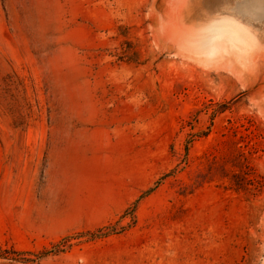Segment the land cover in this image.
Returning <instances> with one entry per match:
<instances>
[{
  "label": "rangeland",
  "instance_id": "374dc122",
  "mask_svg": "<svg viewBox=\"0 0 264 264\" xmlns=\"http://www.w3.org/2000/svg\"><path fill=\"white\" fill-rule=\"evenodd\" d=\"M183 13L0 0V264H264V60Z\"/></svg>",
  "mask_w": 264,
  "mask_h": 264
},
{
  "label": "water",
  "instance_id": "95a60500",
  "mask_svg": "<svg viewBox=\"0 0 264 264\" xmlns=\"http://www.w3.org/2000/svg\"><path fill=\"white\" fill-rule=\"evenodd\" d=\"M182 8L183 43L195 48L213 26H226L241 37L247 55L264 60V0H182Z\"/></svg>",
  "mask_w": 264,
  "mask_h": 264
},
{
  "label": "bare ground",
  "instance_id": "6f19581e",
  "mask_svg": "<svg viewBox=\"0 0 264 264\" xmlns=\"http://www.w3.org/2000/svg\"><path fill=\"white\" fill-rule=\"evenodd\" d=\"M211 31L213 33L211 34V37L209 39L210 42H214L213 40H220V39H225L226 41H228L230 44H233V45H239V44H242L243 42L241 37L234 30L226 26H220V25L213 26ZM209 41L208 43H210Z\"/></svg>",
  "mask_w": 264,
  "mask_h": 264
},
{
  "label": "trees",
  "instance_id": "16d2710c",
  "mask_svg": "<svg viewBox=\"0 0 264 264\" xmlns=\"http://www.w3.org/2000/svg\"><path fill=\"white\" fill-rule=\"evenodd\" d=\"M5 251L3 250H0V255H3Z\"/></svg>",
  "mask_w": 264,
  "mask_h": 264
}]
</instances>
